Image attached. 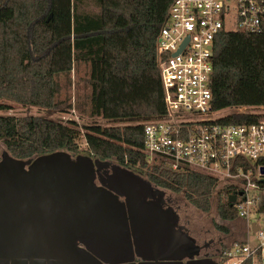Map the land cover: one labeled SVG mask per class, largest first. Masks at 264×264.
Segmentation results:
<instances>
[{
  "label": "trees",
  "instance_id": "trees-1",
  "mask_svg": "<svg viewBox=\"0 0 264 264\" xmlns=\"http://www.w3.org/2000/svg\"><path fill=\"white\" fill-rule=\"evenodd\" d=\"M173 1L0 0V110L10 108L2 102H11L68 112L58 77L84 63L90 67V115L123 124L80 126L72 119L0 115V140L12 156L28 159L60 150L78 154L83 139L89 155L115 160L161 189L181 192L199 210L209 212L217 196L219 217L232 222L239 218L228 199L235 185L151 163L143 151L144 123L166 115L156 48ZM215 66L213 111L264 104V33L223 32ZM257 211L264 215V196Z\"/></svg>",
  "mask_w": 264,
  "mask_h": 264
},
{
  "label": "water",
  "instance_id": "water-1",
  "mask_svg": "<svg viewBox=\"0 0 264 264\" xmlns=\"http://www.w3.org/2000/svg\"><path fill=\"white\" fill-rule=\"evenodd\" d=\"M237 195L242 192L229 196L232 205ZM165 197V190L113 160L64 150L20 159L5 149L0 264L32 251L51 264H102L99 259L132 257L134 242L146 264H219L200 257L202 246Z\"/></svg>",
  "mask_w": 264,
  "mask_h": 264
},
{
  "label": "built area",
  "instance_id": "built-area-1",
  "mask_svg": "<svg viewBox=\"0 0 264 264\" xmlns=\"http://www.w3.org/2000/svg\"><path fill=\"white\" fill-rule=\"evenodd\" d=\"M223 32L264 33V0H174L160 31L157 58L166 115L144 123V148L151 163L189 170L235 185L234 206L252 243L226 245L220 264H264V223H249L264 196V116L226 121L213 111L215 51ZM226 117V116H225ZM264 221V219H263Z\"/></svg>",
  "mask_w": 264,
  "mask_h": 264
},
{
  "label": "rangeland",
  "instance_id": "rangeland-1",
  "mask_svg": "<svg viewBox=\"0 0 264 264\" xmlns=\"http://www.w3.org/2000/svg\"><path fill=\"white\" fill-rule=\"evenodd\" d=\"M90 67L84 63H77L74 66V70L70 75L62 74L58 77L60 83V95L59 98L66 101L67 104L70 103L71 107H68V112H52L49 110L41 109L38 107H25L19 104L11 102H2L9 105L10 108L5 110H0V115H16V116H44L50 119H62V120H75L80 126L99 124L102 126H122L120 123L109 122L101 117H92L90 115L89 107V94L91 92L90 86L88 84ZM66 106V105H64ZM264 116V104L253 105V104H235L224 110L218 111L215 114V118L225 117V116ZM80 149L78 154L89 155L87 152V147L83 139L80 140ZM6 149L5 145L0 140V158L3 151ZM116 162L115 160H113ZM140 173L139 171H136ZM142 174V173H141ZM146 177L144 174H142ZM164 190V189H163ZM166 191V198L171 200L175 205L181 208L180 216L182 220H187L188 228L190 229V234L195 237L200 243L205 240H210L212 238H217L219 236H224L228 240L224 245H229L235 237H229L228 233L235 232V234L241 231V225H238L235 221L226 222L221 220L217 213V196L212 198V208L209 212H204L197 209L193 205L187 202L183 193H175L172 191ZM263 216L252 212L249 217V223H257L263 225ZM219 226L226 227L228 232L219 229ZM255 240V235L251 233L250 236Z\"/></svg>",
  "mask_w": 264,
  "mask_h": 264
},
{
  "label": "flooded vegetation",
  "instance_id": "flooded-vegetation-1",
  "mask_svg": "<svg viewBox=\"0 0 264 264\" xmlns=\"http://www.w3.org/2000/svg\"><path fill=\"white\" fill-rule=\"evenodd\" d=\"M165 200H166L165 206L166 207H169V206L173 207L178 212V214L180 216L181 208L178 205H175L171 200L167 199L166 197H165ZM188 223L189 222L187 220L186 221L182 220V218L180 216L179 224L184 226L188 230V232L190 234V229L188 228ZM235 235L236 234H235L234 231L228 233L229 237H234ZM227 240H228V238H225L224 236L223 237L219 236L216 239L212 238V239H210L208 241L205 240L202 243H200L196 239L197 243L202 246V249L200 250V257L215 258V259H217L219 261V264H220L221 257H222L223 251H224V247L226 246V245H224V243ZM133 250H134V253L132 254V257L128 256L129 258L126 255H130V254H126V255L125 254H120L118 258L113 256V257H108V258H105V259L107 261H111V262H114L117 259H121L122 262H120L119 264H146V260L143 259L142 256L138 255V253L136 251V243L135 242L133 243ZM140 253L146 255L145 251L140 250ZM23 254L24 253H21V257H17L15 259V261L12 262L11 264H51L50 263V259H48V258L40 259L39 256L36 255L34 251L30 252L29 253L30 255H28L26 258H24ZM161 254H164V253H161ZM175 254H176V252L172 253V255H175ZM178 254H181V252H178ZM99 260H100V262L102 264H112V263L105 262L106 260H103V259H99ZM40 261H42V262H40Z\"/></svg>",
  "mask_w": 264,
  "mask_h": 264
},
{
  "label": "crops",
  "instance_id": "crops-1",
  "mask_svg": "<svg viewBox=\"0 0 264 264\" xmlns=\"http://www.w3.org/2000/svg\"><path fill=\"white\" fill-rule=\"evenodd\" d=\"M235 222L237 224L239 223L238 225H241V231L235 235V237L237 236V238L234 239L233 241H245L247 238H249V240H251L252 239L250 237L251 233H253V234L255 233V232H253V227L256 228L257 225L254 224L251 228H249L247 221H245L243 219H239V218ZM251 242L255 243L256 238H255V240H251Z\"/></svg>",
  "mask_w": 264,
  "mask_h": 264
}]
</instances>
